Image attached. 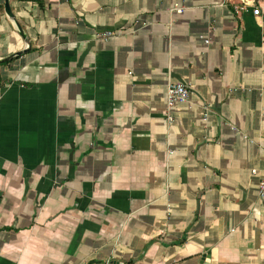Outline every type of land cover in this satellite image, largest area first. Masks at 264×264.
<instances>
[{
  "label": "crops",
  "instance_id": "1",
  "mask_svg": "<svg viewBox=\"0 0 264 264\" xmlns=\"http://www.w3.org/2000/svg\"><path fill=\"white\" fill-rule=\"evenodd\" d=\"M9 5L0 264H264V0Z\"/></svg>",
  "mask_w": 264,
  "mask_h": 264
},
{
  "label": "built area",
  "instance_id": "2",
  "mask_svg": "<svg viewBox=\"0 0 264 264\" xmlns=\"http://www.w3.org/2000/svg\"><path fill=\"white\" fill-rule=\"evenodd\" d=\"M258 13H259L258 8H254L253 14L257 15ZM110 35L111 34L109 32L105 33V38L109 37ZM189 97H190V90L184 84L178 82H173L168 84L166 88V96H165V101L168 108H172L176 104L186 103L189 100ZM259 189L262 194L264 190V182L260 183Z\"/></svg>",
  "mask_w": 264,
  "mask_h": 264
},
{
  "label": "water",
  "instance_id": "3",
  "mask_svg": "<svg viewBox=\"0 0 264 264\" xmlns=\"http://www.w3.org/2000/svg\"><path fill=\"white\" fill-rule=\"evenodd\" d=\"M4 11H5V14L7 15V17L9 18V20L12 22L15 30L18 32L19 36H21V38L24 40V43L26 45V47L23 50L16 52L15 54H13L11 57L8 58V59H11L14 56L20 55L21 53L27 51V49L29 47V41H28L27 37L25 36V34L23 33L21 26L15 20L13 14L11 12L9 0H4Z\"/></svg>",
  "mask_w": 264,
  "mask_h": 264
}]
</instances>
